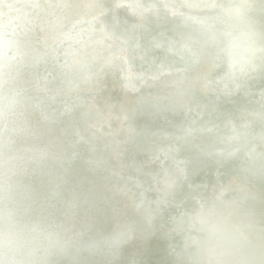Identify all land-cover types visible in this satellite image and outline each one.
Listing matches in <instances>:
<instances>
[{"label": "clouds", "instance_id": "clouds-1", "mask_svg": "<svg viewBox=\"0 0 264 264\" xmlns=\"http://www.w3.org/2000/svg\"><path fill=\"white\" fill-rule=\"evenodd\" d=\"M0 264H264V0H0Z\"/></svg>", "mask_w": 264, "mask_h": 264}, {"label": "water", "instance_id": "water-1", "mask_svg": "<svg viewBox=\"0 0 264 264\" xmlns=\"http://www.w3.org/2000/svg\"><path fill=\"white\" fill-rule=\"evenodd\" d=\"M20 14H21V13H13L14 16H16V15H20ZM129 86L132 87V86H134V84H133V83H130Z\"/></svg>", "mask_w": 264, "mask_h": 264}]
</instances>
